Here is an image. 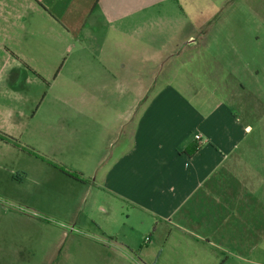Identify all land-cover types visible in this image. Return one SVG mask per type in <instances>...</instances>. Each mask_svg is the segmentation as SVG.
Wrapping results in <instances>:
<instances>
[{
	"label": "rangeland",
	"instance_id": "obj_1",
	"mask_svg": "<svg viewBox=\"0 0 264 264\" xmlns=\"http://www.w3.org/2000/svg\"><path fill=\"white\" fill-rule=\"evenodd\" d=\"M147 15L156 18L134 31L99 20L81 50L76 36L68 46L14 50L40 76L19 65L12 91L0 90V133L13 139L0 141V264H203L182 241L148 243V219L133 222L130 205L106 189L104 170L128 144L123 113L141 106L140 85L179 91L205 117L224 105L229 128L219 137L240 141L227 143L224 170L264 173V0H169ZM146 44L180 54L156 82L153 61L129 69L145 82H120L124 48ZM243 180L264 195V178Z\"/></svg>",
	"mask_w": 264,
	"mask_h": 264
},
{
	"label": "crops",
	"instance_id": "obj_2",
	"mask_svg": "<svg viewBox=\"0 0 264 264\" xmlns=\"http://www.w3.org/2000/svg\"><path fill=\"white\" fill-rule=\"evenodd\" d=\"M168 1L0 0L1 93L12 91V84L19 81L20 66L40 76L19 60L14 51L18 47L33 51L49 48V42L68 46L67 38L76 36L75 45L81 50L96 32L99 20L107 29L132 24L131 31L140 30L156 18L147 13ZM54 10L59 13L54 15ZM45 19L51 24L45 26ZM187 43L191 49L197 46L192 36ZM124 49L129 59L118 62L123 67L118 73H124L120 82L129 84L145 82L141 71L131 72V67H145L153 61L150 65L158 67L151 74L156 82L163 68L180 54L170 51L160 56L159 48L147 44ZM115 61L104 63L113 67ZM107 74L115 79L114 74ZM140 87L133 98L143 99L141 106L123 113L129 141L104 170L106 189L130 205L133 222L141 215L148 219V243L159 236H165L166 243L182 241L190 256L203 264H264V195L248 181L264 178V173L224 170L231 158L225 152L227 143H240L219 137L229 128L230 113L218 104L205 117L179 91L166 87L153 92V87ZM196 135L201 140H195Z\"/></svg>",
	"mask_w": 264,
	"mask_h": 264
},
{
	"label": "trees",
	"instance_id": "obj_3",
	"mask_svg": "<svg viewBox=\"0 0 264 264\" xmlns=\"http://www.w3.org/2000/svg\"><path fill=\"white\" fill-rule=\"evenodd\" d=\"M9 140H13V139L10 138V137H8V136H6V135H3L2 133H0V141H4V142L8 143ZM191 149H193V151H196V150H197V146H192ZM64 173H65L66 175H68L69 177H71L72 179L76 180V181H80V182L82 181V180H81L79 177H77L76 175H71V174H69V173H66L65 171H64Z\"/></svg>",
	"mask_w": 264,
	"mask_h": 264
},
{
	"label": "built area",
	"instance_id": "obj_4",
	"mask_svg": "<svg viewBox=\"0 0 264 264\" xmlns=\"http://www.w3.org/2000/svg\"><path fill=\"white\" fill-rule=\"evenodd\" d=\"M195 140H201V136L200 135H196L195 136ZM146 241H148V238L146 239Z\"/></svg>",
	"mask_w": 264,
	"mask_h": 264
}]
</instances>
